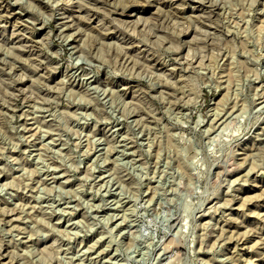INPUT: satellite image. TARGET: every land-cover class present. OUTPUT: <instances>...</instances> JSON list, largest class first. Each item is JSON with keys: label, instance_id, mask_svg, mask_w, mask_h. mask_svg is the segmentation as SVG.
I'll return each instance as SVG.
<instances>
[{"label": "rangeland", "instance_id": "rangeland-1", "mask_svg": "<svg viewBox=\"0 0 264 264\" xmlns=\"http://www.w3.org/2000/svg\"><path fill=\"white\" fill-rule=\"evenodd\" d=\"M0 264H264V0H0Z\"/></svg>", "mask_w": 264, "mask_h": 264}, {"label": "bare ground", "instance_id": "bare-ground-1", "mask_svg": "<svg viewBox=\"0 0 264 264\" xmlns=\"http://www.w3.org/2000/svg\"><path fill=\"white\" fill-rule=\"evenodd\" d=\"M147 228H149V226H148ZM145 230H146V229H145Z\"/></svg>", "mask_w": 264, "mask_h": 264}]
</instances>
